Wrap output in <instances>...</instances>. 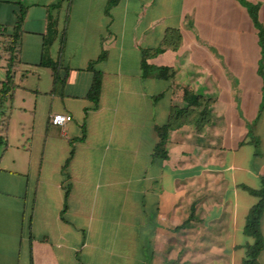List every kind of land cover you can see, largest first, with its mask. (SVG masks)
Listing matches in <instances>:
<instances>
[{
  "label": "crops",
  "instance_id": "0c3cea01",
  "mask_svg": "<svg viewBox=\"0 0 264 264\" xmlns=\"http://www.w3.org/2000/svg\"><path fill=\"white\" fill-rule=\"evenodd\" d=\"M15 31L0 264H243L264 187V0H0Z\"/></svg>",
  "mask_w": 264,
  "mask_h": 264
},
{
  "label": "trees",
  "instance_id": "16d2710c",
  "mask_svg": "<svg viewBox=\"0 0 264 264\" xmlns=\"http://www.w3.org/2000/svg\"><path fill=\"white\" fill-rule=\"evenodd\" d=\"M118 0H112V4L116 3ZM250 12L254 16L257 21V7L251 4H247ZM26 14V9L23 8L20 13L18 14L16 27L18 29L21 27L22 22L24 21V17ZM20 33L19 31H15L12 35H5L0 32V55H6L9 60V68H8V77L7 83L5 84L6 89L3 90L2 93L8 94L9 90L11 89L13 82H12V67L13 61L15 58L18 57L20 51ZM161 48H158L156 51H161ZM150 54V50L144 51V56H148ZM102 58L104 55L101 56ZM153 68L146 60L143 61V70L144 75H150L153 71ZM55 72V80L58 79V73L56 65L53 66ZM89 69L94 72V78L92 86L89 90L88 97L94 100L95 102L99 101L101 89H102V73L94 68V64L89 65ZM162 74H160L161 76ZM196 98H199L197 96ZM3 104V98L0 96V106ZM2 110V107H0ZM5 121V119H3ZM0 120L1 122L3 121ZM3 121V122H4ZM2 122V123H3ZM172 123L164 126H157V132L159 135V142L156 144L154 150V156L160 157H167L166 151V141L168 139V132ZM264 184V178H263ZM256 195H258L259 199L255 205H253L248 213L245 232L251 235L254 238V242L247 247V257L244 260L243 264H260L259 262V255L264 249V237L261 229V222L262 217L264 215V187L261 190L254 191Z\"/></svg>",
  "mask_w": 264,
  "mask_h": 264
},
{
  "label": "built area",
  "instance_id": "2783aa9c",
  "mask_svg": "<svg viewBox=\"0 0 264 264\" xmlns=\"http://www.w3.org/2000/svg\"><path fill=\"white\" fill-rule=\"evenodd\" d=\"M71 120H72V116L70 114H65V113L54 114L51 119V121L54 124H60V125H64L65 123Z\"/></svg>",
  "mask_w": 264,
  "mask_h": 264
}]
</instances>
